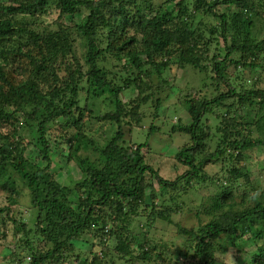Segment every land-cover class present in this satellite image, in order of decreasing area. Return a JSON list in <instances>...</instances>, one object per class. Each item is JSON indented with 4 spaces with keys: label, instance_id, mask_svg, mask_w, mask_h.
Listing matches in <instances>:
<instances>
[{
    "label": "trees",
    "instance_id": "trees-1",
    "mask_svg": "<svg viewBox=\"0 0 264 264\" xmlns=\"http://www.w3.org/2000/svg\"><path fill=\"white\" fill-rule=\"evenodd\" d=\"M173 66L206 80L181 89L165 109ZM247 69L264 72V0H0V172L22 175L34 215L19 219L10 193L0 235L6 239L11 226L19 242L0 262L223 264L228 244L250 233L249 221H264V188L248 157L264 150L255 135L264 80L250 89L239 71ZM127 92L135 94L126 99ZM176 105L187 123L178 118L170 133L189 140L162 156L177 169L166 178L149 141L133 133L160 136L155 122L166 124ZM51 123L75 168L71 183L63 180L69 168L53 163ZM206 183L215 190L200 194L198 226L182 227L174 216ZM160 221L177 227L181 248L155 242ZM249 264H264V250Z\"/></svg>",
    "mask_w": 264,
    "mask_h": 264
},
{
    "label": "rangeland",
    "instance_id": "rangeland-1",
    "mask_svg": "<svg viewBox=\"0 0 264 264\" xmlns=\"http://www.w3.org/2000/svg\"><path fill=\"white\" fill-rule=\"evenodd\" d=\"M234 9V8H232ZM56 19V15H51L49 17L44 18V25L48 26L49 24L53 23ZM66 21V19H65ZM68 21V20H67ZM70 22V21H69ZM56 27V26H53ZM242 72V79L246 81L250 89L252 88L253 81H262L264 80V72L261 69H247V70H239ZM166 78L170 80L172 86H174V93L172 98L166 102L165 109L168 105L177 104L178 101L175 98L176 95L180 93L182 89L184 92L192 88H200L204 84L203 78L206 80L205 76L199 74L197 72L192 71L190 68L186 69H179L177 66H173L167 73ZM176 93V94H175ZM135 93L127 92L125 94L126 99H131ZM173 109L170 111L168 121L166 124L162 121H156V125L162 127V133L160 136H155L150 139L147 138L145 132H134L133 139L136 142H146L149 141V144L152 148V153L156 161V166L162 167V175L166 178L174 177L177 174V169L173 168L172 162L167 158H162V156L170 155L173 156L179 148L189 140V136L174 134L170 133V128L172 123H176L178 118L182 119V123H187L186 112L181 105H176L172 107ZM104 109V108H103ZM162 122V123H161ZM151 123L150 118H147L144 123V130H147L146 127H149ZM49 128V135L51 136L52 143L55 148V153H53L52 160L55 163V168H69L65 171L63 176V180L65 182H72L73 180V172H75V168L72 165L66 164V159L61 155L63 148L65 146L62 145L60 142V136L62 135L61 129L57 124L51 123L48 125ZM60 135V136H59ZM70 135V134H69ZM68 135V136H69ZM257 137L264 138V121H261L256 126V134ZM25 138L27 141L34 143V138L32 137V133L30 131H26L24 133ZM66 136V140L68 139ZM65 140V141H66ZM58 144V146H57ZM57 151V152H56ZM144 153H147V149H144ZM37 158V153H32ZM248 157L250 160L251 165V173L253 174V178L259 182V185L262 184L264 188V150L263 149H253L251 152H248ZM31 156V154H30ZM153 159V158H150ZM36 163H42L41 160H38ZM73 170L71 172L70 170ZM58 169V170H59ZM31 171L34 172L33 168H30ZM56 170V171H58ZM55 171V172H56ZM71 172V173H70ZM212 174H215L219 171L216 169L209 171ZM60 175V174H59ZM215 190V187L210 184L206 183L204 185H200L197 188L196 193H193L191 196L187 197L186 203L184 202L186 209L184 213L178 214L174 216V221L180 224L184 228L192 229L193 227L198 226V218L194 211L198 208L200 204V194L206 195L209 192ZM28 188L23 182L22 175L16 172L13 169H8L7 171L0 172V207L8 205V196L10 193H13V200L16 202V211L18 218H24L27 222H34V215L30 208V201H29V193ZM251 225L250 233L241 241L235 240L231 245L228 244L229 251L227 254L221 255L220 259L223 264H249L251 257L254 253L258 252L259 249L264 250V240L258 239V235L263 234L264 236V221L261 219L252 218L249 221ZM9 231H7L8 237L3 239L0 235V256L6 253V248H10L11 250L16 248L19 242V236L14 237V230L9 227ZM177 227L169 226L165 222H158L154 229L153 235L155 237V242L160 243L161 241L166 242L169 246H171V250L175 248H181L183 246L184 239L179 237L176 234ZM249 238L258 239V241L254 244L249 243L251 242ZM88 240V246L91 243H94L90 237H86ZM254 240V239H253ZM90 248V247H88ZM101 250H97L98 256L100 255ZM0 264H2L0 262ZM71 264H74L72 262Z\"/></svg>",
    "mask_w": 264,
    "mask_h": 264
}]
</instances>
